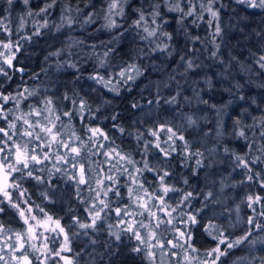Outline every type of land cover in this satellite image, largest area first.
I'll use <instances>...</instances> for the list:
<instances>
[{"label":"clouds","instance_id":"9594fccd","mask_svg":"<svg viewBox=\"0 0 264 264\" xmlns=\"http://www.w3.org/2000/svg\"><path fill=\"white\" fill-rule=\"evenodd\" d=\"M261 57L264 0H0V106L8 104L0 117L9 128L0 140L3 157L15 166L10 149L27 141L37 147V135L40 154L49 153L44 163L15 166L10 200L0 195V207L17 212L12 204L25 206L36 196L37 211L48 204L64 212L57 219L67 217L68 244L83 245L72 249L73 264H186L182 238L175 255L151 247L173 239L178 225L200 244L191 264L215 259L206 255L213 247L205 239L213 241L209 225L223 242L219 264H264V216L255 201L264 186ZM92 128L107 138L92 137ZM74 146L79 153L70 151ZM72 190L86 209L104 200L96 227H81L90 222L78 217ZM161 195L174 219L156 228L153 240L139 205L155 211ZM116 208L143 222L136 228L143 243L125 231L126 217L113 215ZM60 237L48 232L39 246L28 241L26 252L36 264H61L54 259ZM11 255L0 254V261L11 264Z\"/></svg>","mask_w":264,"mask_h":264},{"label":"snow or ice","instance_id":"6c2138e0","mask_svg":"<svg viewBox=\"0 0 264 264\" xmlns=\"http://www.w3.org/2000/svg\"><path fill=\"white\" fill-rule=\"evenodd\" d=\"M261 59H264V57H261ZM9 64H12L11 60H8ZM9 103H11L9 101ZM8 108V104H3L0 106V111H4ZM39 115V113H37ZM7 117H0V140H3L4 137L9 135V128L7 127ZM28 127H31V124L28 123ZM43 130V129H42ZM91 136L92 137H103L107 138L106 134L103 132L102 129L98 128H92L91 130ZM169 131H172L169 129ZM47 133L49 134V141L54 142L56 141L57 137L55 134H52V128L47 129ZM242 134V133H241ZM21 135H25V133H21ZM26 135L31 136L32 133L29 131L26 133ZM179 139L183 140V137H180ZM7 142V141H5ZM63 147L67 150L68 144L61 142ZM31 141H27L23 146L19 143H15L14 149H10L11 152V158L14 161L15 166H19L20 168H29L31 167L32 163L41 164L44 163L45 160L48 159L49 153L47 150L41 155L39 152L40 147V136H36V144L37 147L33 148L30 147ZM72 153H79L80 149L78 146H74L70 149ZM4 149L3 147H0V195H2L5 199H9L8 189L11 187L10 180L12 178V173L17 170V168L12 163H7L6 158L3 157ZM105 155L111 159V152L105 153ZM59 159V157H58ZM77 175L79 176V184L83 185L86 184V175H85V169L84 166L81 165ZM75 179V177H73ZM111 177H109V180ZM161 180H163V177H160ZM251 179V177H249ZM99 183H103V181H100ZM91 191V189H89ZM109 191H111V188L109 187ZM168 191L167 187H164L162 189L163 193H166ZM261 191H264V186L261 187ZM99 195V193H98ZM188 195H191L189 193ZM187 198V197H185ZM248 201L250 202L249 206H252L253 202V196H248ZM255 201L260 202V215L264 216V195L257 194L255 196ZM0 203H3L2 200H0ZM100 207H96V203H92L91 206L87 209L88 215L91 218V222L87 224H81L82 228H91L96 227L97 219L102 216V213L104 211V207H106L105 202L103 199L99 200ZM140 207L145 209V212H147V220L148 224L150 226H153L152 231L150 233V238L155 240V237L157 235L156 228H158L161 224L165 223H172L174 217L173 212L174 209L169 210L166 206H164V199L163 195L157 197V202L153 204V208H155V211H150L148 209V204L146 202H143L139 205ZM12 207L17 209V214L24 222V229L21 232L15 233V243H10L8 247L11 248L12 252H19L20 254L18 256H14V259L17 261V264H31V261L29 260V255L26 252V248L29 246L28 241H34L39 242L41 239L46 240L47 236H45V232H52L53 234H64L63 240L64 243L61 244L59 251L56 253L57 257H59L60 261H63V264H73V260L69 258L68 256L61 255L62 252H71L72 249L69 247L68 244V235L65 233V229L61 225V222L59 219H54L53 216L49 215L48 213L44 212L42 209L36 210L37 214L33 215V207L26 202L24 207H20L17 204H12ZM8 205H5L3 207H0V213H5L7 211ZM255 210V209H253ZM114 214L116 216H124L126 219H123L120 221L121 224L127 225L125 228V231L134 232L136 240L143 243V237L142 233L140 231H136L137 224L139 223L141 227H144L145 225L143 222H138L135 217L131 216L126 210H122L120 208H116L114 210ZM144 213H141L143 215ZM39 217V218H38ZM190 219L195 220V216L191 217ZM248 222L252 224L254 228H259L260 225L256 223L251 217L248 218ZM215 228V225H209V228L207 229L209 231V235L213 236V242L214 246L206 253L208 257H215V259H210L208 261V264H219V255L221 253H224V247L220 246L223 244L222 241L218 242L215 239L214 233L211 231ZM0 234H3V230L0 229ZM182 238L183 245L187 246L189 249V254L185 256V262L186 264H191V253L198 251V249L195 247V241L193 237H191L188 233H186L183 229L177 228L176 229V235L173 237V239L168 241L161 240H155V243L151 245V247H159L161 249H164L171 246L170 249H175L179 246H181L178 243V239ZM32 247H36V243H33L31 245ZM47 250V245L45 244L43 248L41 249L42 254H45ZM140 249H137L139 251ZM3 251V247L0 246V252ZM172 255H175V252H171ZM150 259H154L156 257L155 252H149L148 253ZM163 255V253H161ZM161 264H163V261H161Z\"/></svg>","mask_w":264,"mask_h":264},{"label":"trees","instance_id":"16d2710c","mask_svg":"<svg viewBox=\"0 0 264 264\" xmlns=\"http://www.w3.org/2000/svg\"><path fill=\"white\" fill-rule=\"evenodd\" d=\"M13 63H14V66L16 68L25 67V65L23 63H19L16 61H14ZM36 71H39V69L37 68ZM30 73H31V69H29V74ZM26 79H27V76H25V80ZM14 80H16V81L20 80V73L19 72H17L16 75L14 76ZM101 126L103 127V125H101ZM53 183H55V181H53ZM72 194H73V199H72L71 203H72L73 207L77 209L78 217H83L86 220V222H91V218L88 215L87 209L84 206L78 205L76 203V197H75V191L74 190H72ZM229 194L233 195V196L235 195V193H229ZM257 194L264 195V191H261V189L258 188ZM41 202L42 201L40 199H38L36 196H33V200L30 201L29 204L32 206L34 203H41ZM5 205H3V206H5ZM43 206L45 207V212L48 213L49 215L53 216L54 219H57L58 216L64 215V212L58 211L56 206L48 205V204H44ZM21 207H24V206L22 205ZM246 212L248 213V215H252L251 209H246ZM36 214H37L36 209L33 206V215H36ZM102 215H103V213H102ZM113 215H115V214L113 213ZM60 222H61V225L63 226L65 223H67V217H65L64 220H60ZM0 226L3 229L4 233L7 232L10 235L9 237H10L11 241L13 240L15 233L21 232L25 227L23 220L19 217L17 212L14 211L13 209L9 208V207L7 208V211L5 213L0 214ZM178 227L183 229V225H178ZM65 233L67 235L69 234L68 229H66V228H65ZM44 234H45V236H47L48 232H45ZM63 236H64V234H61L60 238L63 239ZM193 239L195 241V235H194ZM205 239L209 240L210 246H214V242L211 241L210 238L205 237ZM37 243L39 245V242H37ZM69 247L71 249H75V251L79 252L82 249L83 245L77 246V242L69 241ZM195 247L197 249H199L200 244L195 242ZM59 249H60V246L58 247L57 250L59 251ZM9 252L12 253L11 257L18 256L20 254L19 252L13 253L11 248H5L3 256L6 257V255H7V258H9V256H8ZM61 255L68 256L72 260L74 259L72 251L67 252V253L62 252ZM197 255H200V252H198ZM54 259H59V257H54ZM172 259H175V258L172 257ZM29 260L31 261V264H36L34 258L31 255H29ZM60 262H61V264H63V261H60ZM0 264H3V261H0ZM14 264H17L16 260H15Z\"/></svg>","mask_w":264,"mask_h":264},{"label":"rangeland","instance_id":"374dc122","mask_svg":"<svg viewBox=\"0 0 264 264\" xmlns=\"http://www.w3.org/2000/svg\"><path fill=\"white\" fill-rule=\"evenodd\" d=\"M10 182V181H9ZM0 198H2V197H0ZM0 229H2L1 228V226H0ZM3 230V229H2ZM10 235L7 233V235L5 236V233H4V231H3V234H0V246H2L3 247V251L2 252H0V254H4V249L5 248H10V247H8V245L10 244V237H9ZM6 242H8V243H6ZM39 246V245H38ZM169 248H171V246L169 245L168 246ZM172 251H176L175 249H173ZM65 253H67V252H65ZM6 254V253H5ZM157 255H159V254H157ZM173 258H177V257H175V256H173ZM4 259L5 260H8L9 258H7V255H6V257H4ZM14 262H15V259H14V257H11V264H14ZM3 264H4V262H3ZM192 264H194V262H192Z\"/></svg>","mask_w":264,"mask_h":264}]
</instances>
